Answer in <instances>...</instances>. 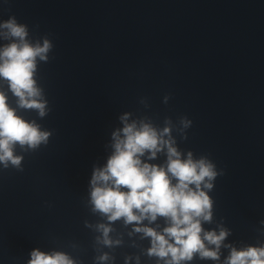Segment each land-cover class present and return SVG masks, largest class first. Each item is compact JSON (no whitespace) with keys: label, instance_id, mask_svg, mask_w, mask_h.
Returning a JSON list of instances; mask_svg holds the SVG:
<instances>
[{"label":"water","instance_id":"obj_1","mask_svg":"<svg viewBox=\"0 0 264 264\" xmlns=\"http://www.w3.org/2000/svg\"><path fill=\"white\" fill-rule=\"evenodd\" d=\"M10 16L33 41L53 43L37 70L49 113L18 112L52 135L36 151L17 147L23 171L0 165V264H27L35 248L78 264H95L102 252L115 258L106 264H136L137 256L156 264L143 254L149 241L128 235L133 225H111L122 240L111 249L84 225L107 223L90 211L88 187L124 112L159 127L166 117L190 119L187 139L173 131L177 146L223 171L209 192L213 223L203 227L223 222L231 230L225 243L237 247L264 242V0H0V21ZM148 226L167 225L158 217Z\"/></svg>","mask_w":264,"mask_h":264},{"label":"clouds","instance_id":"obj_2","mask_svg":"<svg viewBox=\"0 0 264 264\" xmlns=\"http://www.w3.org/2000/svg\"><path fill=\"white\" fill-rule=\"evenodd\" d=\"M0 165L23 171L21 152L36 151L48 143L50 131L41 129L36 120H27L18 112L33 110L40 118L50 111L44 89L37 80L38 62L47 63L53 49L52 41L42 37L33 41L26 24L15 16L0 21ZM5 86L7 91H5ZM7 92L15 98V107L9 104ZM169 96L163 98L167 104ZM140 103L147 107L145 99ZM121 127L111 133L110 154L103 166H93L89 181L87 205L93 214H99L107 223L90 224L86 228L99 233L95 242L106 248L122 244L113 239L112 224L122 220L133 225L131 232L142 234L149 246L143 254L155 258L156 264H189L195 258L215 264H264V242L237 247L225 243L231 230L223 222L206 230L212 224L214 201L209 195L214 181L223 171L207 156L198 158L192 151L184 153L177 146L173 131L187 139L186 130L192 121L181 116L177 123L170 117L159 127L147 116L133 118L124 112L118 117ZM163 154V163L156 161ZM163 218L167 225L162 230L148 226ZM147 220L148 225L143 222ZM264 225V220L260 222ZM264 235V232H261ZM222 249L228 254L221 260ZM108 252L94 257L95 264L114 261ZM131 257L125 258V264ZM27 264H78L68 253L35 248ZM136 264H140L139 256Z\"/></svg>","mask_w":264,"mask_h":264}]
</instances>
